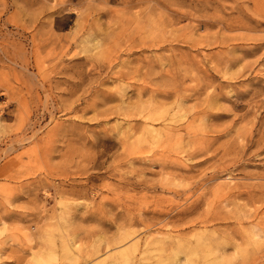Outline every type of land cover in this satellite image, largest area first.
<instances>
[{
    "label": "rangeland",
    "instance_id": "obj_1",
    "mask_svg": "<svg viewBox=\"0 0 264 264\" xmlns=\"http://www.w3.org/2000/svg\"><path fill=\"white\" fill-rule=\"evenodd\" d=\"M41 261L264 264V0H0V264Z\"/></svg>",
    "mask_w": 264,
    "mask_h": 264
},
{
    "label": "bare ground",
    "instance_id": "obj_2",
    "mask_svg": "<svg viewBox=\"0 0 264 264\" xmlns=\"http://www.w3.org/2000/svg\"><path fill=\"white\" fill-rule=\"evenodd\" d=\"M255 237V236H254ZM150 239V238H149ZM172 239V238H171ZM170 240V239H169ZM153 242H156V240L154 241L153 240ZM173 241H171L170 243L173 245V243H172ZM152 243V241L151 240H148V239H146L145 240V244L146 245H149V244H151ZM157 243H160V245H162V246H165V244H167L166 243V241L165 240H157ZM176 244V243H175ZM208 247V246H207ZM206 251H207V249H206ZM209 251V250H208ZM210 252V251H209ZM217 252V251H216ZM36 256V255H35ZM37 257V256H36ZM43 258V257H42ZM215 258V257H214ZM36 259H38V258H35V260ZM188 260V259H187ZM37 261V260H36ZM42 263H43V261H41ZM186 262V261H185ZM35 264H36V262H35ZM41 264V263H40ZM44 264V263H43Z\"/></svg>",
    "mask_w": 264,
    "mask_h": 264
}]
</instances>
